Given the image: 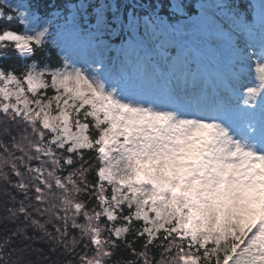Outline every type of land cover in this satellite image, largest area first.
<instances>
[{
    "label": "snow or ice",
    "instance_id": "obj_1",
    "mask_svg": "<svg viewBox=\"0 0 264 264\" xmlns=\"http://www.w3.org/2000/svg\"><path fill=\"white\" fill-rule=\"evenodd\" d=\"M0 264H264V0H0Z\"/></svg>",
    "mask_w": 264,
    "mask_h": 264
}]
</instances>
